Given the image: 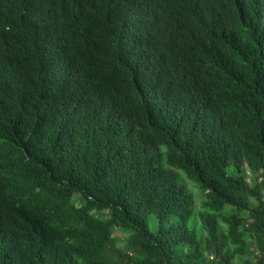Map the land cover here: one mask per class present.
I'll return each instance as SVG.
<instances>
[{"label":"trees","instance_id":"obj_1","mask_svg":"<svg viewBox=\"0 0 264 264\" xmlns=\"http://www.w3.org/2000/svg\"><path fill=\"white\" fill-rule=\"evenodd\" d=\"M237 259L264 264V0H0V264Z\"/></svg>","mask_w":264,"mask_h":264},{"label":"rangeland","instance_id":"obj_2","mask_svg":"<svg viewBox=\"0 0 264 264\" xmlns=\"http://www.w3.org/2000/svg\"><path fill=\"white\" fill-rule=\"evenodd\" d=\"M246 173L247 176L249 178V181L251 184H253V179H252V174L249 170V168L246 169ZM182 177V181L184 182V185L189 189V191L193 194L195 202H196V215L199 212V209L201 207V203L204 200V194L200 191V189L196 186V184L194 182H192L191 180L187 179L185 176L181 175ZM253 205H256L255 203H253ZM103 216H108V213H104ZM154 226L156 225V221L153 220ZM194 223L196 225V229L197 232L199 234H204V231L201 227V223L200 220L196 217V219L194 220ZM153 226V225H152ZM115 237L121 242L122 245H125L127 240H128V233L123 232V231H116L115 233ZM250 246H251V250L253 251V253L257 254V249H256V243L253 240H250ZM237 264H242V259H237L236 260Z\"/></svg>","mask_w":264,"mask_h":264}]
</instances>
